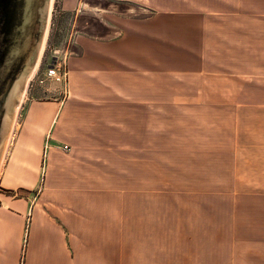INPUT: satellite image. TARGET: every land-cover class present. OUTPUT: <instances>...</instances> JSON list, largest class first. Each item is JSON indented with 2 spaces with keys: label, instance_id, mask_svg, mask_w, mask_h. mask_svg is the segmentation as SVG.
<instances>
[{
  "label": "crops",
  "instance_id": "obj_1",
  "mask_svg": "<svg viewBox=\"0 0 264 264\" xmlns=\"http://www.w3.org/2000/svg\"><path fill=\"white\" fill-rule=\"evenodd\" d=\"M106 1L111 33L78 37L68 99L18 114L0 264H264V0ZM162 194L186 221H145Z\"/></svg>",
  "mask_w": 264,
  "mask_h": 264
},
{
  "label": "rangeland",
  "instance_id": "obj_2",
  "mask_svg": "<svg viewBox=\"0 0 264 264\" xmlns=\"http://www.w3.org/2000/svg\"><path fill=\"white\" fill-rule=\"evenodd\" d=\"M82 2L86 4L82 7V11L77 15L76 13L74 14L72 12L62 11L60 5L61 0H52L50 2L48 9L49 17L45 22L43 44L41 45L42 47H40L41 49L35 62V69L32 68L28 71V77L25 87L17 95L16 105L12 110L8 134L6 136V140L4 142L0 155V170L7 158L10 148L9 143H11L12 141L13 131L15 128H17L16 122L18 114L20 113L25 100L28 98V96H30V92L28 91L29 82L34 74L38 71V69L43 67L49 57L53 55L54 51L59 52V55L66 54L68 60V57L74 55V53H76L78 50L76 41L80 35H84L86 37L104 38L111 33V30L108 29L104 23V16L107 11H110L112 9V3L106 0H82ZM116 6L117 9H133L129 6ZM94 8L102 10L96 12ZM125 14H127L126 11ZM128 15L132 16L133 13H128ZM36 98L39 99V95H37ZM172 156H169V153H163L162 151L161 188L164 190H171V188H173L174 190H179L181 186L170 187L169 181H173V183L175 181V183L177 184L179 181L183 180L181 178L172 177L170 168H172L173 165L178 171L182 172L184 170L183 162H178L173 165L171 163L169 164V157ZM175 157H178V155H175ZM171 178L172 180H170ZM1 191L4 195H14L13 192L4 191L3 189H1ZM215 199V196H204L200 199V201L215 202ZM137 202L138 200L136 199H129L130 222H133V214H135V206ZM156 202L158 203V205L156 206V208H158V214H156L154 219L145 217L146 222H148L149 220H154V222H184L186 221V216L191 214L188 213L189 208L187 210V207L185 205V196L183 195L162 194L160 198L156 200ZM175 203H177L178 205H175ZM194 203L195 201L191 200V204Z\"/></svg>",
  "mask_w": 264,
  "mask_h": 264
},
{
  "label": "water",
  "instance_id": "obj_3",
  "mask_svg": "<svg viewBox=\"0 0 264 264\" xmlns=\"http://www.w3.org/2000/svg\"><path fill=\"white\" fill-rule=\"evenodd\" d=\"M52 0H0V155L16 97L43 44Z\"/></svg>",
  "mask_w": 264,
  "mask_h": 264
},
{
  "label": "built area",
  "instance_id": "obj_4",
  "mask_svg": "<svg viewBox=\"0 0 264 264\" xmlns=\"http://www.w3.org/2000/svg\"><path fill=\"white\" fill-rule=\"evenodd\" d=\"M58 53L54 51L49 60L31 78L28 85L30 95L36 93L41 100L55 99L59 102L68 99L69 71L67 55H59ZM2 193L0 189V197Z\"/></svg>",
  "mask_w": 264,
  "mask_h": 264
},
{
  "label": "bare ground",
  "instance_id": "obj_5",
  "mask_svg": "<svg viewBox=\"0 0 264 264\" xmlns=\"http://www.w3.org/2000/svg\"><path fill=\"white\" fill-rule=\"evenodd\" d=\"M48 17H49V13H48ZM42 47V46H41ZM41 49V48H40ZM40 52V51H39Z\"/></svg>",
  "mask_w": 264,
  "mask_h": 264
}]
</instances>
